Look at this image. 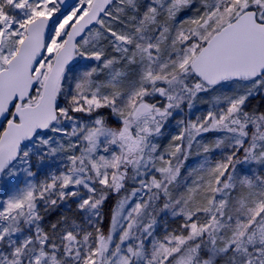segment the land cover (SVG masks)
Segmentation results:
<instances>
[{"label":"snow or ice","instance_id":"obj_1","mask_svg":"<svg viewBox=\"0 0 264 264\" xmlns=\"http://www.w3.org/2000/svg\"><path fill=\"white\" fill-rule=\"evenodd\" d=\"M0 264H264V0H0Z\"/></svg>","mask_w":264,"mask_h":264},{"label":"trees","instance_id":"obj_2","mask_svg":"<svg viewBox=\"0 0 264 264\" xmlns=\"http://www.w3.org/2000/svg\"><path fill=\"white\" fill-rule=\"evenodd\" d=\"M262 101L258 98V99H256V100H253L252 101V104L253 105H258V104H260ZM202 106H206V105H202ZM195 158H197V157H193V159H195ZM189 163H191V161L189 162ZM113 201H114V198H113ZM55 215H58V213L57 214H54V216L52 217L53 219L55 218ZM106 226H107V220H105V228H106Z\"/></svg>","mask_w":264,"mask_h":264},{"label":"rangeland","instance_id":"obj_3","mask_svg":"<svg viewBox=\"0 0 264 264\" xmlns=\"http://www.w3.org/2000/svg\"><path fill=\"white\" fill-rule=\"evenodd\" d=\"M201 107L203 108V107H206V106H201ZM195 159H199V158L197 157V158H195Z\"/></svg>","mask_w":264,"mask_h":264}]
</instances>
